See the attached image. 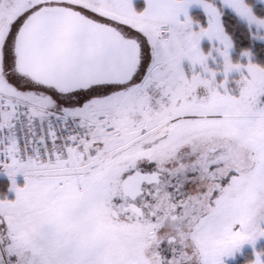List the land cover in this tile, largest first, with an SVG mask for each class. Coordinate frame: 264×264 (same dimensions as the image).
I'll use <instances>...</instances> for the list:
<instances>
[{"label":"snow or ice","instance_id":"obj_1","mask_svg":"<svg viewBox=\"0 0 264 264\" xmlns=\"http://www.w3.org/2000/svg\"><path fill=\"white\" fill-rule=\"evenodd\" d=\"M264 0H0V264H264Z\"/></svg>","mask_w":264,"mask_h":264},{"label":"rangeland","instance_id":"obj_2","mask_svg":"<svg viewBox=\"0 0 264 264\" xmlns=\"http://www.w3.org/2000/svg\"><path fill=\"white\" fill-rule=\"evenodd\" d=\"M259 246H264V241H261L259 244H258V247Z\"/></svg>","mask_w":264,"mask_h":264}]
</instances>
